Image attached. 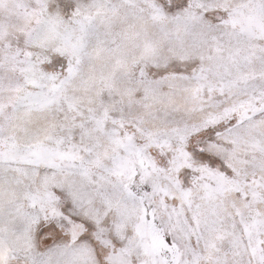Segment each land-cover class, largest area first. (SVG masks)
<instances>
[{
	"label": "snow or ice",
	"instance_id": "obj_1",
	"mask_svg": "<svg viewBox=\"0 0 264 264\" xmlns=\"http://www.w3.org/2000/svg\"><path fill=\"white\" fill-rule=\"evenodd\" d=\"M0 264H264V0H0Z\"/></svg>",
	"mask_w": 264,
	"mask_h": 264
}]
</instances>
